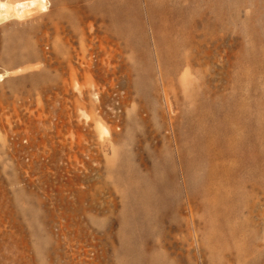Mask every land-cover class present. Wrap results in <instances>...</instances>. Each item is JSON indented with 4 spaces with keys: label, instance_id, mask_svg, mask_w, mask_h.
<instances>
[{
    "label": "rangeland",
    "instance_id": "rangeland-1",
    "mask_svg": "<svg viewBox=\"0 0 264 264\" xmlns=\"http://www.w3.org/2000/svg\"><path fill=\"white\" fill-rule=\"evenodd\" d=\"M20 1L0 264H264V0Z\"/></svg>",
    "mask_w": 264,
    "mask_h": 264
},
{
    "label": "bare ground",
    "instance_id": "bare-ground-1",
    "mask_svg": "<svg viewBox=\"0 0 264 264\" xmlns=\"http://www.w3.org/2000/svg\"><path fill=\"white\" fill-rule=\"evenodd\" d=\"M45 0H30V1H20L17 3L16 11L19 14H24L25 11L31 7L37 6V4H40L41 7H45ZM0 8H3L8 13L10 12L9 6L5 3H0ZM14 10V7H13Z\"/></svg>",
    "mask_w": 264,
    "mask_h": 264
}]
</instances>
